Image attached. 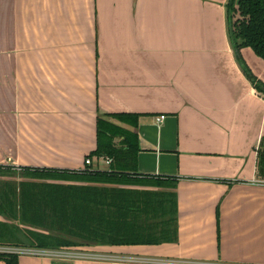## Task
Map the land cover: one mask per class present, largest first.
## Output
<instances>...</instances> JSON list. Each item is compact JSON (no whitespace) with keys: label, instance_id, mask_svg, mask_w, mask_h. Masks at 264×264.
Listing matches in <instances>:
<instances>
[{"label":"crops","instance_id":"obj_1","mask_svg":"<svg viewBox=\"0 0 264 264\" xmlns=\"http://www.w3.org/2000/svg\"><path fill=\"white\" fill-rule=\"evenodd\" d=\"M227 1L0 0V166L83 168L98 115L128 113L136 128L110 120L137 131L138 173L176 181V242L98 251L264 264V94ZM241 54L264 82V59Z\"/></svg>","mask_w":264,"mask_h":264},{"label":"trees","instance_id":"obj_2","mask_svg":"<svg viewBox=\"0 0 264 264\" xmlns=\"http://www.w3.org/2000/svg\"><path fill=\"white\" fill-rule=\"evenodd\" d=\"M226 9L236 58L254 87L264 94V82L241 54L242 48L250 47L264 59V0H228ZM139 117L98 115L97 146L88 156L111 158L105 169L95 159L80 169L21 168L20 173L29 180L0 183V217L4 219L0 220V245L84 246L98 251L102 247L176 242V181L138 173L137 131L110 120L136 128ZM258 153V169L264 176V139ZM18 257L0 252V264H18Z\"/></svg>","mask_w":264,"mask_h":264},{"label":"built area","instance_id":"obj_3","mask_svg":"<svg viewBox=\"0 0 264 264\" xmlns=\"http://www.w3.org/2000/svg\"><path fill=\"white\" fill-rule=\"evenodd\" d=\"M165 115L158 117V121H162ZM95 158L89 156L86 157L84 164L91 165ZM96 162H101L107 166L112 162L109 157L101 156L99 159L96 157ZM0 252H10L17 254L18 256H33L49 258L54 262L67 261V260H80V259H93L101 263H121L117 258L114 257L113 253H107L102 251H95L91 249H77V248H38V247H14L0 245ZM104 255L108 256L107 258ZM125 263L137 262L139 264H243V263H228L222 261H197V260H186L177 258H158V257H136L127 256ZM128 260L130 262H128Z\"/></svg>","mask_w":264,"mask_h":264},{"label":"rangeland","instance_id":"obj_4","mask_svg":"<svg viewBox=\"0 0 264 264\" xmlns=\"http://www.w3.org/2000/svg\"><path fill=\"white\" fill-rule=\"evenodd\" d=\"M107 167L106 164L101 163V168L105 169ZM9 169V170H8ZM14 172V173H11ZM21 172V168H15V167H7V171H5V167H0V183L4 182V181H15L18 182L20 180H29L30 178L24 176L23 174L20 173ZM0 220H4L2 217H0ZM84 246H77V247H72V248H77V249H82ZM91 247V246H89ZM88 249V248H86ZM92 249V247H91ZM105 258H107L108 256L104 255ZM115 258H117L119 261H122L121 264H126V259H128L127 256L118 254V255H114ZM128 262H130L128 260ZM133 264H139L137 262H134ZM142 264V263H141Z\"/></svg>","mask_w":264,"mask_h":264}]
</instances>
